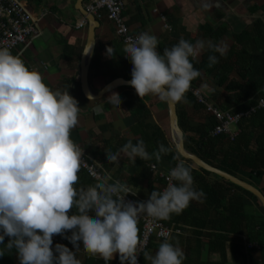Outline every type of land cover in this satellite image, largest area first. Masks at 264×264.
<instances>
[{
  "label": "crops",
  "instance_id": "obj_1",
  "mask_svg": "<svg viewBox=\"0 0 264 264\" xmlns=\"http://www.w3.org/2000/svg\"><path fill=\"white\" fill-rule=\"evenodd\" d=\"M19 1L38 20L42 32L20 57L30 69L38 70L52 89H68L78 100L81 107L79 123L72 129L71 137L82 147L83 156L106 171L108 182L125 183L138 202H146L153 190H162L164 177L178 162L166 102L156 94L140 97L132 86H121L100 99H89L80 82L88 23L76 8L77 0ZM84 1L85 9L89 0ZM122 17L131 34L137 36L145 31L155 34L161 52L181 38L193 43L204 40L206 44L211 42L225 48L221 53L215 48L205 47L191 58L194 67L204 64L206 68H200L201 75L193 81L198 84L197 89L208 104L221 111L235 113L264 96V0H125ZM95 19L98 27L95 29L91 61L95 55L96 59L93 69L90 70V65L88 69L91 95L116 79L125 80L118 74L131 75L133 68L124 56L125 44L116 37L114 24L105 15ZM82 20L86 21V26L76 28ZM235 35H240L243 42L240 48L235 44ZM110 46L113 51L108 55L107 48ZM12 53L18 55L16 51ZM210 55L218 57V66L208 75ZM243 72L244 77L240 76ZM215 74L220 80L227 75V82L218 87ZM112 93L121 97L120 106L106 101ZM135 94L140 97L139 101L133 98ZM129 101H132L130 105ZM191 101L183 99L175 102L183 138L184 132L188 140L211 135V121L216 125L218 122L203 105L196 101L194 105ZM97 107L101 110L97 111ZM230 131L237 140L230 146L218 143L214 154L211 153L214 157L209 156L208 162L232 171L238 179L264 190V176L255 174L256 170L241 167L243 162L254 157L252 153L260 160L258 165L263 166L264 109L258 110L247 124L231 125ZM222 136L229 138L228 135ZM140 139L145 142L149 153L158 150L160 144L169 150L161 153L159 160L153 155L151 159L136 157L133 161L123 152L115 161L108 159L129 140L136 143ZM194 173V187L202 189L206 195L199 201L193 200L181 213H173L163 221L164 224L176 225L179 230L168 239L184 250V264H264V211L261 207L247 195L231 189L226 191L220 178L214 175L194 176ZM79 185L86 188L96 184L80 170ZM209 190L216 191L218 197L208 195ZM213 201H216V210L214 206L206 205ZM89 215L96 218L94 212ZM138 227L140 234L139 223ZM55 235L62 243L53 240V250L57 243L67 245L82 260V264H121L118 253L106 262L99 256L88 254L82 244L76 250L70 239L61 234ZM67 235L70 237L71 232ZM163 240L151 239L143 253V264H151L150 257L155 255ZM12 251L15 264H20L16 250Z\"/></svg>",
  "mask_w": 264,
  "mask_h": 264
},
{
  "label": "clouds",
  "instance_id": "obj_2",
  "mask_svg": "<svg viewBox=\"0 0 264 264\" xmlns=\"http://www.w3.org/2000/svg\"><path fill=\"white\" fill-rule=\"evenodd\" d=\"M158 44V37L148 31L126 38L124 56L133 65L130 83L140 97L156 94L173 102L183 100L201 75L191 58L205 47L225 51L204 40L181 38L163 52ZM112 51V46L107 48L108 55ZM217 60L209 56L210 64ZM106 101L122 102L118 93ZM80 110L68 89H52L19 55L0 48V244L5 236L11 238L0 247V257L6 249H15L20 264H82L67 245L57 243L53 250V235L61 234L76 250L82 244L84 251L106 262L118 253L121 264H139L140 214L167 219L206 195L194 187L191 168L183 161L170 170L167 186L153 190L146 202L126 203L123 193L131 192L120 181L78 186L83 149L71 131L79 123ZM168 150L160 144L149 153L143 139L129 140L108 159L115 161L123 152L133 161L153 155L159 160ZM93 212L95 219L89 215ZM185 258L184 250L168 238L150 257L151 264H184Z\"/></svg>",
  "mask_w": 264,
  "mask_h": 264
},
{
  "label": "built area",
  "instance_id": "obj_3",
  "mask_svg": "<svg viewBox=\"0 0 264 264\" xmlns=\"http://www.w3.org/2000/svg\"><path fill=\"white\" fill-rule=\"evenodd\" d=\"M124 2L125 0H89L85 9L98 19L105 15L106 19L114 24L116 37L122 43L126 44V38L129 36L135 37V35L129 32L122 17ZM37 21L38 20L27 11L21 1L0 0V48H9L11 52L16 51L19 56L24 54L32 42L42 35ZM85 26L86 21L82 20L77 23L76 28L80 29ZM188 91L198 103L204 105L206 110L211 113L218 122L211 131V136L213 137L228 135L230 139H233L234 136L231 134L230 126L238 124L240 120L255 112L254 108L240 113L224 112L208 104L205 97L198 89L191 87ZM257 108H264V98L258 100ZM81 168L84 169L94 181L103 182L107 180L106 171L98 164L90 162L85 156H82ZM169 173L164 177V187H166L169 182ZM123 195H126V203L128 201L138 202L132 193H123ZM139 223H141L142 226L140 233L142 246L138 254L139 264H143V253L149 247L153 237L165 239L169 238L173 233H179L176 225L171 224L170 226H166L160 219H155L144 213L140 214ZM53 240L62 243V241L57 239L55 234L53 235ZM248 247L250 248L253 246L248 245Z\"/></svg>",
  "mask_w": 264,
  "mask_h": 264
},
{
  "label": "trees",
  "instance_id": "obj_4",
  "mask_svg": "<svg viewBox=\"0 0 264 264\" xmlns=\"http://www.w3.org/2000/svg\"><path fill=\"white\" fill-rule=\"evenodd\" d=\"M87 1V0H85ZM84 1V2H85ZM235 40H236V45L237 47L240 48V46L242 45V40L240 39V35H235ZM237 50V49H236ZM94 59H96V55L93 56V59L91 61V64H90V70L93 69V66H94ZM218 66L217 62L214 63V64H211L210 68H208L207 70V73L208 75H211L213 73V69L216 68ZM195 68L199 69H206L204 64L200 66V64H198ZM225 70V69H224ZM223 70V71H224ZM229 72V71H228ZM216 74H219L216 73ZM215 74V81H216V85L218 87H221L224 83V81L227 80V75H225L224 79L220 80L218 79V77L216 76ZM222 75V74H221ZM245 73H240V76L244 77ZM119 77H123L125 80H131L132 76L131 75H127V74H118ZM220 78V76H219ZM227 82V81H226ZM197 83H195L194 81H192V84H191V87H193L194 89H197ZM132 88V87H130ZM130 88H127V89H130ZM192 97V94L188 91L185 95V98L184 100H187V101H191L193 99ZM133 98L135 100H140V97L137 96L136 94L133 96ZM260 98H264L263 97H260ZM256 99L254 101H251L250 104L246 107H244L242 110H239V111H236L235 113H240V112H246V111H249L250 109L254 108L255 109V112L254 113H251L248 117L240 120L239 124H247L250 119L253 118V116L258 112V110L260 111L261 109H264V108H257V103H258V100L260 99ZM196 99H194L193 101H191L192 103L194 102V105L196 104ZM132 103V101H129L128 104L130 105ZM198 103V102H197ZM200 104V103H198ZM202 105V104H201ZM204 106V105H203ZM206 109V108H205ZM209 113V112H208ZM178 114V112H177ZM211 114V113H210ZM212 115V114H211ZM178 124H179V127L181 128V124H180V115L178 114ZM210 132L214 129V127L216 126V122H212L211 121V125H210ZM237 138L234 137L233 139H230L226 136H222V135H218V136H211V135H208V136H205V135H200L199 137H197V139H192V140H188V137H186V133L184 132V138H183V143H184V147L186 148V150H188L189 152H191L192 154H194L195 156L199 157L200 159H202L204 162H206L207 164H209L210 166L214 167V168H217L223 172H226L232 176H235L236 177V174H234L232 171H228V170H225V169H222L214 164H210L207 160V158H209V156H212L214 157V155H211L214 154L213 150L215 149V146L218 144V143H222L223 145H232L234 143V141H236ZM232 142V143H231ZM175 156H176V161L180 162V161H183L187 166H189L192 170V172L194 173V176L197 175V176H203V175H206V176H209V175H213L209 172H206L204 171L203 169H200L199 167L195 166L191 161L189 160H184L182 159L176 152H174ZM251 159H248L247 162H243L241 165V167L243 168H247V169H250L251 171L252 170H256L255 174H261L262 176H264V162L262 163L263 166H259L258 164L260 163V160L259 158L257 157V155L255 154H251V156H253ZM177 162V163H178ZM176 163V164H177ZM236 169L240 168V167H235ZM81 171H83L85 173V175L90 179V181L94 182L95 184H98V183H101V182H97V181H94L92 180L89 175L87 174V172L81 168ZM215 176V175H214ZM217 177V176H216ZM219 178V177H218ZM221 182L225 185V188H226V191L231 189V190H234V191H237L239 193H241L242 195H247L249 196L250 198L254 199L257 204L259 205V207H261V205L259 204V202L257 201V199L252 195L250 194L249 192L229 183L228 181L220 178ZM251 185V184H250ZM253 186V185H252ZM261 193L264 195V190H260ZM208 192V195H211L212 197H218V194H216V191H207ZM220 193H223L222 191H218ZM215 200V199H213ZM216 204V201H213V203L209 202V203H206V205H209V206H214ZM261 209L263 210V208L261 207ZM214 210H216L215 206H214ZM239 210V209H238ZM264 211V210H263ZM161 222L163 223V221L165 219H160ZM251 221H252V225L255 226L256 223L254 222L253 218H251ZM249 223V222H248ZM141 225V223H139ZM164 224V223H163ZM172 224V223H171ZM164 225H170V223L167 222V224H164ZM251 226H248V230H250L249 228L252 227ZM142 228V226H141ZM141 233V232H140ZM9 239H11L10 237H6L3 244H0V247H3L4 245H6V243H8ZM14 251L12 250H5V255L3 257H0V264H15V261H14V255H13ZM12 259V260H11Z\"/></svg>",
  "mask_w": 264,
  "mask_h": 264
},
{
  "label": "water",
  "instance_id": "obj_5",
  "mask_svg": "<svg viewBox=\"0 0 264 264\" xmlns=\"http://www.w3.org/2000/svg\"><path fill=\"white\" fill-rule=\"evenodd\" d=\"M83 1L84 0H77L76 8L82 14L84 19L88 23L87 44L85 47V51L90 46L92 47H91V51L88 54L83 53L82 60H81L80 82H81V87H82L83 92L89 99H91L90 97L95 98V99H100L102 96L106 95L107 93L113 91L114 89L118 87L132 86V85L130 83L131 80L125 81L123 79H116L112 81L111 83H109L107 86H105L97 94L95 95L90 94L89 85H88V69H89L91 57H92L94 46H95V29L98 27V22L96 21V19L94 18L92 14H90L89 12L86 11V9H84ZM164 101L166 102L167 109H168L169 127H170V132H171V137H172V143H173L174 149L177 152V154L182 159L191 161L195 166L199 167L200 169H203L204 171L209 172L219 178H222L228 181L229 183L249 192L257 199V201L259 202V204L264 210V195L261 193L259 189L255 188L249 183H246L238 179L235 176H232L226 172H223L217 168L210 166L209 164L204 162L202 159H200L199 157L195 156L194 154L186 150V148L184 147V143H183V133L178 125V116H177L175 102L171 100H165V99Z\"/></svg>",
  "mask_w": 264,
  "mask_h": 264
}]
</instances>
